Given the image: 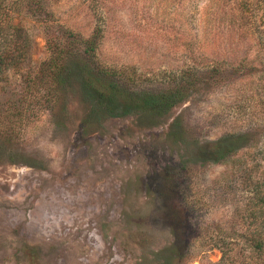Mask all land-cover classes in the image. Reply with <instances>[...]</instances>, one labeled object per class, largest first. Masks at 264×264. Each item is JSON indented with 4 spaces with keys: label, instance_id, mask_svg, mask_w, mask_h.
Here are the masks:
<instances>
[{
    "label": "rangeland",
    "instance_id": "1",
    "mask_svg": "<svg viewBox=\"0 0 264 264\" xmlns=\"http://www.w3.org/2000/svg\"><path fill=\"white\" fill-rule=\"evenodd\" d=\"M1 7L0 44L20 49L0 73V264H251L239 239L264 193V0ZM94 32L89 58L75 38ZM52 37L73 55L36 92ZM96 66L179 99L105 108L84 82ZM216 141L236 148L203 160Z\"/></svg>",
    "mask_w": 264,
    "mask_h": 264
},
{
    "label": "trees",
    "instance_id": "2",
    "mask_svg": "<svg viewBox=\"0 0 264 264\" xmlns=\"http://www.w3.org/2000/svg\"><path fill=\"white\" fill-rule=\"evenodd\" d=\"M2 12L3 8L1 7L0 0V15ZM5 17H7V15H5ZM5 19L6 18L0 21V34L3 33L4 30ZM75 39L76 41L78 39L80 40L79 42L82 45V53L85 56L88 55L89 58L95 57L97 43V35L95 32L88 38L80 39L77 37ZM68 44L67 40L62 39L61 37H52V39L50 38V41L48 40L47 47L49 55L47 59L42 62V65L38 70L36 82L39 89H36V92L40 90V87L45 88L46 90L50 89L51 91L54 89L56 90L63 82L67 58L69 59L73 55L71 54L73 50L71 47H68ZM11 48L12 52L9 47L0 44V73L7 69L8 58L12 62L16 58L15 54L19 52L20 49L18 46H11ZM17 62L18 61L15 63ZM110 70L111 69H106L101 66H96V69L90 67L86 68V74L84 76L85 84L95 93L97 100L105 108L111 109L113 104H115L114 101L117 99L120 101L119 97H121L126 106H139L143 109L159 111L174 105L179 99L178 96L181 92L180 89L170 91L165 90L156 93L147 91L130 93L128 90L125 91V89L123 90L121 86L117 85V83H114V77L116 76L115 74L117 70ZM5 127L6 125L3 126V128ZM235 148V145L229 147L227 145L225 146L221 141H216L211 155L204 154L202 159L205 161L217 162L229 151H233ZM256 193V197L259 196L257 201L259 203H252L249 211L252 219L248 222L246 228L242 230L239 239L243 247L248 250L249 257L252 258L251 264H256L253 259L264 254V193L258 195V190ZM224 252L222 251V254Z\"/></svg>",
    "mask_w": 264,
    "mask_h": 264
}]
</instances>
